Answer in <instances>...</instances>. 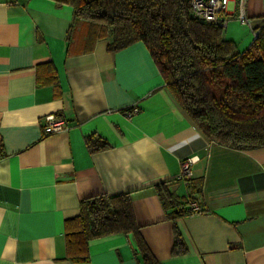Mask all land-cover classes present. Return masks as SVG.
Returning <instances> with one entry per match:
<instances>
[{"label":"crops","instance_id":"1","mask_svg":"<svg viewBox=\"0 0 264 264\" xmlns=\"http://www.w3.org/2000/svg\"><path fill=\"white\" fill-rule=\"evenodd\" d=\"M239 1L227 6L223 36L242 51L264 22V0L244 1L250 25L236 19ZM72 17V6L52 0L0 2V264H140L133 236L121 232L91 239L87 262L66 253L64 222L81 200L124 193L159 264H264V146L211 142L143 42L109 51L100 39L89 48L86 23L70 31ZM48 114L63 117L66 130L45 133ZM87 136L108 146L90 151ZM187 158L184 182L176 175ZM162 182L174 211L192 199L203 212L168 217L155 189ZM174 225L185 246L177 254Z\"/></svg>","mask_w":264,"mask_h":264},{"label":"trees","instance_id":"2","mask_svg":"<svg viewBox=\"0 0 264 264\" xmlns=\"http://www.w3.org/2000/svg\"><path fill=\"white\" fill-rule=\"evenodd\" d=\"M52 1L73 7L70 31L86 23L89 48L100 39H109V51L143 42L173 98L211 142L241 150L264 146V22L239 51L224 38V26L194 17L191 0ZM86 143L90 151L108 146L100 137L87 136ZM155 189L172 208L168 217L189 213L174 211L176 196L166 182ZM64 229L67 257L74 262L88 261L91 239L121 232L133 236L140 264H159L139 234L129 193L81 200L79 214L67 218ZM173 236L172 252H183L175 225Z\"/></svg>","mask_w":264,"mask_h":264},{"label":"built area","instance_id":"3","mask_svg":"<svg viewBox=\"0 0 264 264\" xmlns=\"http://www.w3.org/2000/svg\"><path fill=\"white\" fill-rule=\"evenodd\" d=\"M5 1V0H0ZM244 1H239V11L236 15V19L241 24L250 25V19L244 14ZM10 2V1H9ZM230 0H191V8L194 17H197L206 22H215L222 26L227 24V6ZM256 37V32H253V39ZM139 108L133 105L126 108V116L131 117L133 114L138 112ZM43 130L45 133H53L56 131L66 130L67 122L61 116L56 114H48L44 118ZM191 159L187 158L180 162V172L176 175L178 180L187 182L192 176ZM186 211L191 213H201L203 210L200 208L196 200L189 199L187 201Z\"/></svg>","mask_w":264,"mask_h":264}]
</instances>
